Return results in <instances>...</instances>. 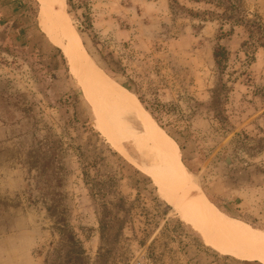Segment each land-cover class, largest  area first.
Returning a JSON list of instances; mask_svg holds the SVG:
<instances>
[{
  "label": "rangeland",
  "instance_id": "1",
  "mask_svg": "<svg viewBox=\"0 0 264 264\" xmlns=\"http://www.w3.org/2000/svg\"><path fill=\"white\" fill-rule=\"evenodd\" d=\"M40 1L0 0V264H58L70 233L80 264H264L213 248L131 142L100 133L91 92L38 26ZM74 2L75 46L229 243L264 245V0Z\"/></svg>",
  "mask_w": 264,
  "mask_h": 264
},
{
  "label": "bare ground",
  "instance_id": "2",
  "mask_svg": "<svg viewBox=\"0 0 264 264\" xmlns=\"http://www.w3.org/2000/svg\"><path fill=\"white\" fill-rule=\"evenodd\" d=\"M64 1L41 0L37 16L38 26L52 43L64 47L72 69L91 92L96 104L100 133L118 149L121 147L119 131L131 142V146L137 149L150 165L140 167L158 183L166 186L177 201L184 204L183 219L197 226L213 248L237 259L264 262V245L239 249L229 243L225 227L219 222L198 188L190 183L180 166L172 163L144 134L119 87L75 46L66 26Z\"/></svg>",
  "mask_w": 264,
  "mask_h": 264
},
{
  "label": "trees",
  "instance_id": "3",
  "mask_svg": "<svg viewBox=\"0 0 264 264\" xmlns=\"http://www.w3.org/2000/svg\"><path fill=\"white\" fill-rule=\"evenodd\" d=\"M65 1H66L67 6H69L72 9L75 8L74 0H65ZM226 14L228 13L225 10L220 16L225 17L227 16ZM246 25L248 26V28H251V29L253 28V25L250 21H247ZM213 56H214L216 63L220 64L223 61L227 60L228 54L224 48L217 47L213 52ZM31 159H32V153L29 155V162ZM29 165H31V167L33 166L32 163ZM67 242L69 243V245L73 247V251L69 252L70 253L69 256L66 255L65 258L59 259L58 264H80L81 261L86 259L85 249L79 246V244L81 245L80 240L73 233H70V236L67 237ZM77 246L79 247L78 249H76Z\"/></svg>",
  "mask_w": 264,
  "mask_h": 264
},
{
  "label": "crops",
  "instance_id": "4",
  "mask_svg": "<svg viewBox=\"0 0 264 264\" xmlns=\"http://www.w3.org/2000/svg\"><path fill=\"white\" fill-rule=\"evenodd\" d=\"M41 32V31H40Z\"/></svg>",
  "mask_w": 264,
  "mask_h": 264
}]
</instances>
